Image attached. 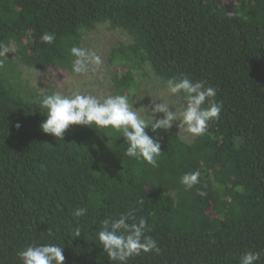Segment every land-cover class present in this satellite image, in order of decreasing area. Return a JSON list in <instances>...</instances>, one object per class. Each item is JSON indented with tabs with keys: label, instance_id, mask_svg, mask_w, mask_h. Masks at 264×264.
<instances>
[{
	"label": "trees",
	"instance_id": "trees-1",
	"mask_svg": "<svg viewBox=\"0 0 264 264\" xmlns=\"http://www.w3.org/2000/svg\"><path fill=\"white\" fill-rule=\"evenodd\" d=\"M101 24L130 38L110 51L111 95L134 100L147 65L164 82L187 74L218 89L224 107L205 135L161 131L158 167L125 156L118 133L73 125L56 140L40 127L38 101L56 89L22 67L74 74L70 48ZM0 43L16 48L0 67V264H21L34 242L63 246L65 264H112L100 221L133 208L161 251L128 264H239L246 251L264 264V0H0ZM196 170L185 190L180 177Z\"/></svg>",
	"mask_w": 264,
	"mask_h": 264
},
{
	"label": "clouds",
	"instance_id": "clouds-1",
	"mask_svg": "<svg viewBox=\"0 0 264 264\" xmlns=\"http://www.w3.org/2000/svg\"><path fill=\"white\" fill-rule=\"evenodd\" d=\"M40 40L51 45L56 40L55 32H44ZM9 52L15 53L12 44L0 43V67ZM70 54L72 72L77 75H87L101 68L103 60L95 50L73 45ZM168 96L180 95L184 103L160 96L151 97L147 115H142L134 105L143 98L130 100L127 94L97 96L83 93L79 90L71 92L54 91L42 94L38 106L44 110L46 119L40 127L46 134H51L56 140H64L66 132L73 125L118 133L123 137L127 147L124 155L136 160H143L152 167H158V158L162 155L161 131L170 130L174 124L193 137H200L208 131L209 122L218 120L224 107L223 102L216 99L218 89L206 80L193 81L187 74L173 76L166 81ZM157 100L160 102L158 103ZM174 109V110H173ZM158 114H162L158 116ZM178 122V124H177ZM21 125L17 123L16 127ZM149 131L154 135H150ZM199 170L186 172L180 177V184L185 190H191L200 183ZM201 196L205 193L201 192ZM142 204L143 201H138ZM87 209L77 207L72 215L79 221L85 216ZM101 228L97 237L102 250L107 254L112 264H128L133 257L141 253L159 254L158 242L148 233L151 232L147 218L136 216V209L107 217L100 221ZM79 226L71 231L73 238L81 236ZM21 264H65L63 246L56 243H32L18 254ZM259 251H246L239 257V264H256L260 259Z\"/></svg>",
	"mask_w": 264,
	"mask_h": 264
},
{
	"label": "rangeland",
	"instance_id": "rangeland-1",
	"mask_svg": "<svg viewBox=\"0 0 264 264\" xmlns=\"http://www.w3.org/2000/svg\"><path fill=\"white\" fill-rule=\"evenodd\" d=\"M129 41L130 38L126 34L109 28L107 24H101L94 32L85 37L83 44L84 47L95 50L102 57L103 64L95 72L90 71L87 75H77L56 68L34 69L23 66V75L42 90L54 87L56 91H63L65 93L79 90L86 94L107 96L111 94V76L114 72V67L109 62L110 51L113 47L121 43H128ZM145 70L147 72L146 78L142 82L141 89L136 93L134 99L143 98L134 105L138 107L137 110L141 111L142 115H147V110L143 106L149 105L151 97L155 99L163 95L168 99L180 103L179 95H167L166 82L156 77L148 65L145 66ZM157 102L159 103L160 101L157 100ZM160 115L162 114H158V116ZM171 130L177 132L185 140L191 141L193 139V136L186 133L183 129L179 131L176 124L173 125Z\"/></svg>",
	"mask_w": 264,
	"mask_h": 264
}]
</instances>
